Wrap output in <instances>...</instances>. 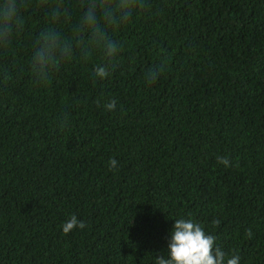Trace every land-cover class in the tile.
<instances>
[{
	"label": "trees",
	"instance_id": "16d2710c",
	"mask_svg": "<svg viewBox=\"0 0 264 264\" xmlns=\"http://www.w3.org/2000/svg\"><path fill=\"white\" fill-rule=\"evenodd\" d=\"M152 2L113 34L110 78L91 75L99 56L76 58L41 86L30 61L49 8L25 0L0 54V264H156L190 217L239 264H264V0ZM73 215L86 226L65 234Z\"/></svg>",
	"mask_w": 264,
	"mask_h": 264
},
{
	"label": "clouds",
	"instance_id": "9594fccd",
	"mask_svg": "<svg viewBox=\"0 0 264 264\" xmlns=\"http://www.w3.org/2000/svg\"><path fill=\"white\" fill-rule=\"evenodd\" d=\"M81 10L79 19L71 22V12L65 0H38V5L48 7V23L37 34L32 45L30 61L34 82L41 86L51 83L52 76L59 67L70 60L79 58L85 63L99 56L91 75L103 81L111 77L118 67L121 50L113 34L132 23L141 13H151L152 0H77ZM25 0H0V54H7L13 41L25 29L22 7ZM70 24V34L65 25ZM168 58L162 57L158 65L144 72L147 83H155L167 70ZM4 79L9 80L7 70ZM104 108L112 112L116 109L114 99ZM218 163L230 167L227 157H218ZM116 168L117 161H109ZM219 224V220L213 222ZM75 215L66 221L62 230L65 234L75 228H85ZM251 236V230L248 231ZM239 256H228L217 244L216 237L206 233L204 227L193 218L177 219L171 233L166 255H158L156 264H239Z\"/></svg>",
	"mask_w": 264,
	"mask_h": 264
}]
</instances>
